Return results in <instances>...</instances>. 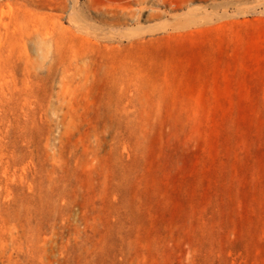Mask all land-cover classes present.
Masks as SVG:
<instances>
[{"label": "rangeland", "instance_id": "obj_1", "mask_svg": "<svg viewBox=\"0 0 264 264\" xmlns=\"http://www.w3.org/2000/svg\"><path fill=\"white\" fill-rule=\"evenodd\" d=\"M0 264H264V0H0Z\"/></svg>", "mask_w": 264, "mask_h": 264}]
</instances>
